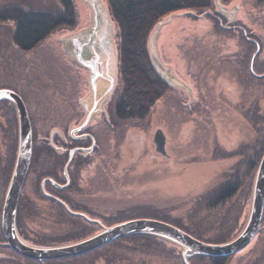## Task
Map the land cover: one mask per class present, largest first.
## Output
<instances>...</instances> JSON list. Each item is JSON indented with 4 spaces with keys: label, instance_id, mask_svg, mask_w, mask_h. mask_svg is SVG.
Listing matches in <instances>:
<instances>
[{
    "label": "rangeland",
    "instance_id": "1",
    "mask_svg": "<svg viewBox=\"0 0 264 264\" xmlns=\"http://www.w3.org/2000/svg\"><path fill=\"white\" fill-rule=\"evenodd\" d=\"M14 1L0 0V9ZM27 1L29 4L25 2V5L31 8H49L55 4V0ZM101 1L106 7L105 0ZM248 1L230 0L224 4L221 0H213L211 7L201 13L190 10L173 13L171 20L159 28L157 59L169 71L172 80L176 78L181 82V87L173 86L156 74L164 85L160 98L144 118L130 121L126 127H117L116 134L122 133L117 145L121 158L117 174L122 169L130 173L132 186L127 193L123 190L115 193V197L112 194L113 199L107 201L106 214L119 218L131 206L140 207L139 212L148 207L155 211L154 216H158V211L176 219L180 226L198 235L200 241L224 243L240 232L248 215L254 174L264 153V97L255 87L250 99L245 100L235 86L236 82L232 87L228 86L232 81L227 78V62H220L219 71H207V76L198 80V63L211 60L212 47L218 49V58L227 59V55L240 45L226 30L218 37L214 36L213 22L206 15L208 11L214 13L215 7L219 6L216 9L224 18L230 12L243 16L244 2ZM72 2L75 25L55 30L33 50L20 51L14 47L10 35L12 24L0 21V88H11L22 97L29 113L36 116L35 127L43 132L47 127L52 128L55 109L62 111L71 107L73 100L75 109L81 111L84 98H88L89 106L92 103L87 72L73 62L67 41L70 35L87 27L90 9L83 0ZM116 37L113 24L115 50ZM145 45L147 49V41ZM201 48L205 53H199ZM116 63L115 88L104 97V86L100 87L102 98L97 111L110 108L121 91L117 50ZM217 71L223 76H218ZM217 77L218 80H213ZM198 82L207 90V102L200 99ZM223 89L224 96L215 99L216 93ZM210 126L214 128L210 129ZM157 129L164 133L166 155L155 151L153 135ZM116 140V135L106 140L107 151L112 155ZM5 153L4 149L0 150L1 157ZM222 188L223 192L228 190L227 194L229 191L232 194L219 202L224 195ZM168 190L169 195L165 193ZM124 214L146 216L151 213L124 211ZM263 229L264 225L246 248L228 257L223 264H264ZM161 243L155 242L151 253L146 254L145 264H184L178 248ZM166 249L171 254L166 253ZM189 264L214 263L212 258L193 257Z\"/></svg>",
    "mask_w": 264,
    "mask_h": 264
},
{
    "label": "flooded vegetation",
    "instance_id": "2",
    "mask_svg": "<svg viewBox=\"0 0 264 264\" xmlns=\"http://www.w3.org/2000/svg\"><path fill=\"white\" fill-rule=\"evenodd\" d=\"M229 1L222 2L226 4ZM218 7H215L217 14L215 11H208L206 14L213 22L212 33L218 37L221 32L228 31L229 37L237 38L240 45L227 55V59L218 58V49L212 47L211 60L198 63V80L207 76V71H219L220 62H227V78L232 81L228 82V86L232 87L236 82L235 86L242 92L245 100L250 99L251 90L255 87L257 90L259 88L264 97V0L244 2V15L238 16L235 12H230L226 17L229 22L221 16L216 9ZM199 53H205V49L201 48ZM208 57L209 51L206 52V58ZM218 71L217 75L223 76ZM213 80H218V77ZM0 89L15 92L26 108L16 91L11 88ZM88 89L90 90L89 85ZM198 92L200 99L207 102L209 97L206 88L199 85ZM223 93L224 89L217 92L215 99L224 96ZM119 97L120 93L110 108L105 107L106 111H97V105L92 111V106L89 110L77 111L72 100L73 106L62 111L55 109L52 128L47 127L45 132L35 127L36 116L26 108L31 130L30 162L16 201L13 232L9 231L7 235L2 227V212L16 159L18 125L14 105L9 101H0V150L4 149L6 152L5 158L0 154V264H145L146 254L151 253L155 242L161 241L150 235L133 234L115 238L83 254L38 260L17 252L10 246L8 235L12 240L33 248H52L80 242L97 235L104 228L135 220H155L180 230L185 229L176 219L164 215V212H161L162 215L157 211L158 216H154L155 211L148 207L141 210L151 213L146 216L124 214V211L141 213L138 206L124 210L119 218L106 214L109 208L107 201L113 199L112 194L115 197V193L123 190L127 193L131 185L129 179H132L128 176L130 173L123 169V172L119 171L117 174V164L121 159L117 145L122 137V133L116 134L117 127H126L127 123L134 120L123 119L121 112L116 109ZM213 128L214 126H210V129ZM157 131L164 138V151L157 150L153 142L155 151L166 155L164 133L160 129L155 133ZM114 135L117 136V142L112 155L111 151H107L106 140ZM110 169H113L111 173ZM227 191L223 192L222 188L221 193L226 195ZM165 193L169 195V190ZM263 225L264 207L257 234ZM165 252L171 254L169 249ZM212 259L214 262L217 258ZM221 259L225 261L228 258Z\"/></svg>",
    "mask_w": 264,
    "mask_h": 264
},
{
    "label": "water",
    "instance_id": "3",
    "mask_svg": "<svg viewBox=\"0 0 264 264\" xmlns=\"http://www.w3.org/2000/svg\"><path fill=\"white\" fill-rule=\"evenodd\" d=\"M90 9V19L87 27L70 35L67 41L71 48V56L74 62L87 70V80L90 87L92 100L89 106L88 98L82 99L84 109L91 111L99 106L102 98L100 87L104 86V97H108L114 90L116 73V50L112 41L113 22L108 9L101 0H83ZM173 13L158 22L147 39V51L150 65L159 77L175 87H181L176 78L172 80L169 71L164 69L157 59V32L159 28L169 22ZM186 14V13H185ZM189 14V13H188ZM150 49V50H149ZM150 51V52H149ZM104 58V59H103ZM103 97V98H104ZM85 100V101H84ZM0 101L11 102L17 114V152L14 167L11 173L10 184L5 197L2 212V227L7 235L13 232V223L16 209V201L21 183L28 170L31 155V130L26 108L21 98L13 91L0 89ZM153 142L157 150H163L164 138L160 131L154 135ZM264 207V153L258 163L251 186V197L246 222L240 232L231 240L224 243H206L200 241L188 233L163 222L155 220H135L125 222L110 228H104L97 235L59 247L33 248L7 236L9 244L17 252L38 260L68 257L83 254L115 238L143 234L172 244L178 248L184 264H189L193 257L228 258L246 248L259 230Z\"/></svg>",
    "mask_w": 264,
    "mask_h": 264
},
{
    "label": "trees",
    "instance_id": "4",
    "mask_svg": "<svg viewBox=\"0 0 264 264\" xmlns=\"http://www.w3.org/2000/svg\"><path fill=\"white\" fill-rule=\"evenodd\" d=\"M223 0H221L222 2ZM27 0H15L0 9V21L12 24L11 42L20 51L35 48L59 28L75 25L72 0H55L51 7L31 8ZM109 16L117 31V58L121 81L116 109L126 120L144 118L164 91L147 58L146 41L154 26L164 17L179 11L202 12L213 0H105ZM29 4V3H28ZM230 193L219 198H229ZM186 229V228H185ZM184 232L199 239L188 229ZM213 260V259H212ZM214 264H223L221 258Z\"/></svg>",
    "mask_w": 264,
    "mask_h": 264
}]
</instances>
